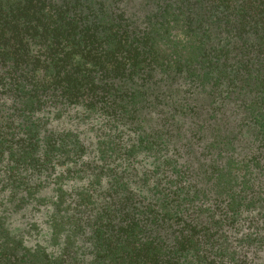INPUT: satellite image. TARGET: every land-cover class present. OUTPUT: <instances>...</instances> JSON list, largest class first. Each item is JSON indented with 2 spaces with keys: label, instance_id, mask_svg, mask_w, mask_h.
<instances>
[{
  "label": "trees",
  "instance_id": "16d2710c",
  "mask_svg": "<svg viewBox=\"0 0 264 264\" xmlns=\"http://www.w3.org/2000/svg\"><path fill=\"white\" fill-rule=\"evenodd\" d=\"M0 264H264V0H0Z\"/></svg>",
  "mask_w": 264,
  "mask_h": 264
},
{
  "label": "rangeland",
  "instance_id": "374dc122",
  "mask_svg": "<svg viewBox=\"0 0 264 264\" xmlns=\"http://www.w3.org/2000/svg\"><path fill=\"white\" fill-rule=\"evenodd\" d=\"M82 184L87 185L85 182L78 180V181H75V182L71 183V186L72 187L73 186H79V185H82ZM137 185H139V184H137ZM106 188H107V185L104 184V186H102V190L106 189ZM22 223H23L22 221H18V219H17V221L15 223V233L18 234L20 232L21 227H23V225H21ZM42 232H44L43 235L46 236V238H47V232H49V231L47 230L46 227L42 228Z\"/></svg>",
  "mask_w": 264,
  "mask_h": 264
}]
</instances>
